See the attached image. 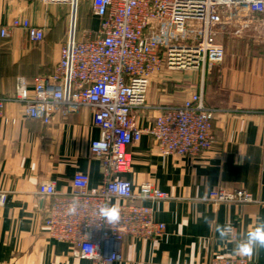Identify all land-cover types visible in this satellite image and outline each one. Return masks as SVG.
I'll return each instance as SVG.
<instances>
[{
  "label": "crops",
  "instance_id": "obj_1",
  "mask_svg": "<svg viewBox=\"0 0 264 264\" xmlns=\"http://www.w3.org/2000/svg\"><path fill=\"white\" fill-rule=\"evenodd\" d=\"M17 1L0 0V28L17 15L29 14ZM46 16L32 17L45 27L41 43L29 42L20 28L6 37L0 34V99L5 102L0 115V196L7 195L0 204V264H94L81 258L73 244L49 236V201L38 191L44 180H54L58 191H71L76 171L89 174L90 188L100 185L102 165L90 151L91 141L100 136L93 113L89 107L67 116L57 112L46 125L28 118L16 100L19 76L32 86L60 58L63 36L48 32ZM243 18L223 24L237 26L224 43L223 61L207 67L203 82L185 97L202 90L205 104L216 109L211 147L197 156L163 155L148 134L129 146L133 165L125 177L135 187L149 181L168 193L152 203L166 232L160 238L126 237L123 259L115 264H209L214 256L236 254V244L247 231L264 223V204H217L209 199L215 188H244L258 198L264 194V17L246 12ZM169 101L165 95L148 97L149 107L137 113V123L151 124L160 106L173 104ZM226 223L235 231L221 239L217 227ZM247 258L250 264H264V247L257 246Z\"/></svg>",
  "mask_w": 264,
  "mask_h": 264
},
{
  "label": "built area",
  "instance_id": "obj_2",
  "mask_svg": "<svg viewBox=\"0 0 264 264\" xmlns=\"http://www.w3.org/2000/svg\"><path fill=\"white\" fill-rule=\"evenodd\" d=\"M40 1L71 6L69 34L50 74L35 77L32 86L26 77L17 78L16 100L28 118L46 125L57 112L67 116L89 107L100 129L90 151L100 160L103 173L100 185L90 188L89 174L76 171L69 192L58 191L54 180L42 181L39 194L49 201L45 224L51 238L73 244L81 258L115 264L123 259L126 237L160 238L166 232L152 203L168 198V193L149 181L135 187L125 177L133 165L129 146L148 134L163 155L197 156L215 141L216 109L205 104L202 90L181 103L160 106L151 124L139 125L136 116L149 107L151 82L165 68L204 74L207 67L221 63L225 47L217 39L218 27L246 12L264 17V0H90L99 22L95 29L83 30L77 26L82 0ZM18 28L33 44L45 39L44 26L20 15L2 26L0 34L6 37ZM4 103L0 99V115ZM6 198L2 193L1 205ZM74 199L80 206L69 214ZM209 199L217 204H264V194L258 198L244 188H215ZM104 203L119 207L117 223L99 217L98 208ZM209 264H250V260L233 254L214 256Z\"/></svg>",
  "mask_w": 264,
  "mask_h": 264
},
{
  "label": "rangeland",
  "instance_id": "obj_3",
  "mask_svg": "<svg viewBox=\"0 0 264 264\" xmlns=\"http://www.w3.org/2000/svg\"><path fill=\"white\" fill-rule=\"evenodd\" d=\"M19 3V4H18ZM19 7H26L29 11L28 15L21 14L20 16L27 17L32 21V17L44 18L48 17V32H52L59 36H63V42L68 38L70 29L71 6L69 4H45L40 0H18ZM243 16L241 21H243ZM33 22V21H32ZM98 18L93 14L90 0H82L79 4L77 12V26L80 30L95 29L98 25ZM34 23V22H33ZM225 24V23H224ZM228 28L222 24L217 30V39L224 43L231 40L236 32L237 26L230 25ZM205 74L194 70H168L163 69L150 84L147 92L148 97L152 100L153 97L168 96L169 102L180 103L183 100L191 87L199 86L205 79ZM172 104V103H171Z\"/></svg>",
  "mask_w": 264,
  "mask_h": 264
},
{
  "label": "clouds",
  "instance_id": "obj_4",
  "mask_svg": "<svg viewBox=\"0 0 264 264\" xmlns=\"http://www.w3.org/2000/svg\"><path fill=\"white\" fill-rule=\"evenodd\" d=\"M119 192L120 189L117 187L116 193L119 194ZM79 206L78 199H74L68 207V213L75 214ZM98 215L107 223L115 224L120 220V209L114 204L104 203L99 206ZM217 231L219 232L220 238L225 239L229 238L235 229L230 223H226L223 226H218ZM257 246L264 247V223L250 228L246 233V237L236 244L234 252L240 256L251 257Z\"/></svg>",
  "mask_w": 264,
  "mask_h": 264
}]
</instances>
